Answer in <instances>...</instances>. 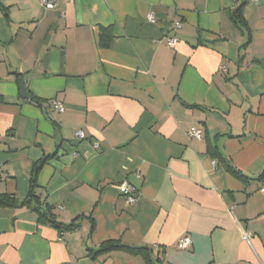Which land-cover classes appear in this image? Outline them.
<instances>
[{
  "label": "crops",
  "instance_id": "1",
  "mask_svg": "<svg viewBox=\"0 0 264 264\" xmlns=\"http://www.w3.org/2000/svg\"><path fill=\"white\" fill-rule=\"evenodd\" d=\"M45 157L38 193L57 223L81 219L0 209V264H147L95 254L107 241L159 264H264V0H0V196L22 202Z\"/></svg>",
  "mask_w": 264,
  "mask_h": 264
},
{
  "label": "trees",
  "instance_id": "2",
  "mask_svg": "<svg viewBox=\"0 0 264 264\" xmlns=\"http://www.w3.org/2000/svg\"><path fill=\"white\" fill-rule=\"evenodd\" d=\"M244 5H239L231 15L232 22L237 26L244 27V21L242 19V9ZM109 41V37L106 40H102L101 44L105 46ZM33 101H35L33 99ZM36 103H38L36 101ZM219 158V157H218ZM48 157H45L39 160L37 163L33 165L32 174L29 182V191L27 197L20 203H18L13 197L8 195L0 196V209L4 208H22L27 207L31 211L35 212L38 216V220L43 223H50L55 226L57 229L61 231H71L75 229L78 224L77 222L81 219L78 218L71 222L69 225H63L57 223L55 221L53 215V208L49 206L44 200L41 198V195L38 193V183H37V173L41 169V167L46 163ZM219 161L223 163L225 170L234 178L245 180L247 178L244 177L238 170H236L232 165L228 162L219 158ZM264 178V171L261 176L258 178L262 181ZM112 252H122L126 255L132 257H141L147 264H159L158 261L153 262L151 258V249L146 247H129L121 244L119 241H107L101 244L99 250L95 254H109Z\"/></svg>",
  "mask_w": 264,
  "mask_h": 264
},
{
  "label": "built area",
  "instance_id": "3",
  "mask_svg": "<svg viewBox=\"0 0 264 264\" xmlns=\"http://www.w3.org/2000/svg\"><path fill=\"white\" fill-rule=\"evenodd\" d=\"M71 1L73 0H40V4L45 10L49 11V10L57 9L58 4L60 2L65 3ZM246 1L251 4H255L257 2V0H246ZM147 22L153 24L155 22V19L153 18V16L149 15L147 17ZM174 27L178 28L179 26L178 24L175 23ZM165 42H166L165 45L168 49H173L178 44L179 41L176 38H166ZM50 107L56 110L58 113L63 112L64 110V107L60 102H53L50 104ZM74 135L79 140L84 139V135L81 131H76ZM202 135H203V131L198 127H192L187 132V137L189 139H200L202 138ZM118 189L120 194L125 198V201L128 205L134 204L136 202L137 200L136 190L127 181H124L121 184H119ZM259 192L264 195V178L261 181V188ZM190 246H191L190 238L188 236H184L178 240L176 247L178 250L182 251V250H187Z\"/></svg>",
  "mask_w": 264,
  "mask_h": 264
},
{
  "label": "water",
  "instance_id": "4",
  "mask_svg": "<svg viewBox=\"0 0 264 264\" xmlns=\"http://www.w3.org/2000/svg\"><path fill=\"white\" fill-rule=\"evenodd\" d=\"M18 85H19V88H20L21 96L23 98H27L28 94L26 93L24 82H23V80L21 78L18 79Z\"/></svg>",
  "mask_w": 264,
  "mask_h": 264
}]
</instances>
